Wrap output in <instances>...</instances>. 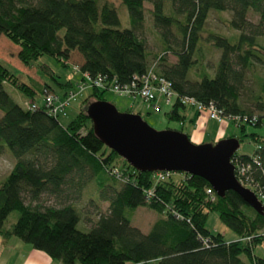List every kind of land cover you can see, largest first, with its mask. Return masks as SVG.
<instances>
[{
    "label": "trees",
    "instance_id": "1",
    "mask_svg": "<svg viewBox=\"0 0 264 264\" xmlns=\"http://www.w3.org/2000/svg\"><path fill=\"white\" fill-rule=\"evenodd\" d=\"M120 1L127 9L129 28L120 27L116 9L108 0H0V35L18 47L16 57L25 66L44 54L66 65L64 33L80 55L74 65L90 76L105 75L126 84L152 67L169 81L177 96L164 108V115L181 125L186 120L195 125L199 117L193 110L187 119L186 107L179 101L182 96L213 103L223 115L238 118L232 122L240 136L227 138H236L240 144L243 137H249L255 147L248 154L234 152L232 163L250 164L247 188L264 207V135L246 131L247 126L264 125V112L253 113L241 101L247 74L255 63L264 67V47L256 41L264 37V0ZM145 2L151 7L145 8ZM210 11L231 13L229 25L238 31L232 40L215 32L203 38ZM248 11L258 16L256 24L248 21ZM145 13L151 17L162 45L161 54L150 65V54L140 36ZM170 37L175 39V48ZM200 39L220 51L215 75L189 80V70L199 61L195 56ZM169 51L176 58L173 64L164 63L163 54ZM257 83L254 110L264 111V75ZM57 85L62 94L73 88L70 80ZM5 86L22 94L24 104L35 102L36 93L0 63V154L12 146L21 151L15 144L34 130L36 120L48 130L15 157L9 173L0 181L3 241L17 238L62 264H264V253L255 252L264 249V208L256 212L232 190L218 196L199 176L182 173L180 179H174L172 172H162L163 178H159V172L138 171L99 140L86 109L93 101H105V90L90 88L77 114L62 123L59 116L43 108L31 111L15 102ZM48 91L55 92L44 85L42 93ZM253 156L258 164L252 162ZM87 181H92L98 198L108 206L107 213L86 231L77 228L80 214L70 204L41 207L26 203H38L43 194L76 199ZM139 206L160 215L146 233L132 226L126 214ZM13 211L19 216L5 229ZM211 211L237 234V239L225 240L223 234L206 228Z\"/></svg>",
    "mask_w": 264,
    "mask_h": 264
},
{
    "label": "rangeland",
    "instance_id": "2",
    "mask_svg": "<svg viewBox=\"0 0 264 264\" xmlns=\"http://www.w3.org/2000/svg\"><path fill=\"white\" fill-rule=\"evenodd\" d=\"M103 1L105 0H98L99 3H102ZM108 1H110L116 9L120 27L129 28L130 24L128 20V12L125 5L120 0ZM144 7L149 8L151 5L148 2H145ZM246 17L248 21L253 24H256L258 21V16L251 11L247 12ZM230 18L231 13L228 11H210L204 25L203 38L208 32H215L232 40L238 34V31L232 29L229 25L228 21ZM144 24L143 32L140 36L145 41L146 49L150 54V65L155 61L154 59L159 54H161L162 45L158 31L152 25V19L148 13H145L144 15ZM62 37H64L65 40L64 53L66 54L67 58L66 65H63L62 61L56 59L55 56L44 54L41 55L32 65L25 66L16 57V51L18 50V47L8 40L4 35H0V63L7 67L12 73H14L19 81L29 85L36 91L34 95V101L37 104H42L43 102L42 87L44 85L50 86L53 91L58 94H62V90L58 87L57 82L70 80L72 86L75 87L76 82L79 80V74L74 70L73 66L74 64L78 63L80 55L78 54L72 39L64 33L62 34ZM169 41L170 45L175 48V39L170 37ZM256 41L261 47H264V37H257ZM198 48L199 50L196 52L195 58L199 59V61L194 63L193 67L189 70L187 76L189 80H200L203 74H207L209 77H213L215 75V69L220 54L219 49L215 48L204 39H200ZM163 57L164 63L166 64H173L176 61L175 56L170 51L163 54ZM158 65L156 66V70ZM200 72L202 73L200 74L201 76L199 75ZM263 75L264 67L258 63H255L252 71L246 76L247 80L244 91L242 92L241 101L243 102L244 106L251 107L253 113L264 112L254 110L253 103V96L256 95L258 91L257 80ZM5 90L15 102L25 106L23 103V101H25L24 96L16 89L10 86H5ZM90 92L91 89L84 90L82 94L66 110L65 115H60L58 117L59 121L66 123L72 119L79 111V103L81 100ZM102 97L106 102L113 104L119 112L135 114L139 112L143 120H145L152 128L156 130H164L167 128L176 129L182 133L188 134L189 139L196 144H214L221 139L227 138V136H240L239 128L232 121L219 124L215 121L207 120L203 125V137L194 138V125H191L187 120L182 125L178 122L168 120L164 115V108L162 110L153 111L143 104L139 99L134 100L129 97H118L113 94V92L108 90H105L102 93ZM184 111L187 113V119L193 113V110L187 107ZM1 114L2 113L0 111V116ZM47 130L48 129L46 127L36 120L34 122V130L23 134L21 139L15 144V146L21 151H17L13 146L4 149V151L0 154V181L3 180L4 177L9 173L12 165L15 162V157L21 152L23 153L30 144L41 137ZM246 131H254L260 135H264V125L257 128H250L247 126ZM254 147L255 144L249 137H243L236 152L240 154H248L253 151ZM181 174L182 172H172V177L174 179H180L182 177ZM71 197L66 199L63 197L58 198L57 196L50 194H43L41 195L38 203H30L28 200H26V203L30 204L31 206L38 205L41 207H59L62 204H70L74 206L80 214L81 221H79L77 224V228L82 231L88 230V228L96 223L101 215L107 213L108 203L101 201L98 198V192L96 191L92 181H87V183H85L78 198L74 199ZM126 214L130 219L131 225L137 227L142 233H146L152 223L160 216L157 212L143 206H139L134 209H128ZM18 216V211L11 212L4 223V228L9 229L11 225L17 220ZM205 226L212 233L223 234L225 240L231 241L237 239V234L228 229L220 221L218 214L214 211L209 212ZM11 240L13 243L11 245V249H8V252L14 254L13 260L16 258V264H19V262L27 259L29 254L28 250L32 248L17 238L12 237ZM263 250V247L257 248L255 252L258 255H263ZM28 259L32 260V258ZM0 264H4L3 257L0 258ZM52 264L62 263L58 260H53ZM74 264L79 263L75 262Z\"/></svg>",
    "mask_w": 264,
    "mask_h": 264
},
{
    "label": "water",
    "instance_id": "3",
    "mask_svg": "<svg viewBox=\"0 0 264 264\" xmlns=\"http://www.w3.org/2000/svg\"><path fill=\"white\" fill-rule=\"evenodd\" d=\"M86 112L99 140L136 170L199 176L218 196L232 190L256 212L263 211L256 194L235 177L231 158L239 147L236 138L196 144L181 131L156 130L139 114L119 112L106 101L91 102Z\"/></svg>",
    "mask_w": 264,
    "mask_h": 264
},
{
    "label": "built area",
    "instance_id": "4",
    "mask_svg": "<svg viewBox=\"0 0 264 264\" xmlns=\"http://www.w3.org/2000/svg\"><path fill=\"white\" fill-rule=\"evenodd\" d=\"M73 68L79 74V80L76 82L75 87L68 89L63 94L52 91L45 92L43 94L42 104L25 102V106L31 111L43 108L48 114L53 116L65 115L66 110L82 92L90 88L108 90L118 97H129L134 100H142L143 103L153 111L171 106L177 98L170 87L169 81L153 72L152 67L145 74L134 76L132 80L126 84H119L113 79H108L105 75L98 74L96 76H90L87 72L80 71L77 65H74ZM179 101L185 107L196 111L199 117H204L207 120H212L219 124L227 121H238V118L223 115L213 103L204 104L188 96L179 97ZM257 160V157H252V162L258 164ZM232 164L234 165V174L237 181L242 186L248 187L247 171L250 168V164L237 162ZM161 173L162 172H159L157 174L159 178H163ZM206 192L212 194L210 188H207Z\"/></svg>",
    "mask_w": 264,
    "mask_h": 264
},
{
    "label": "crops",
    "instance_id": "5",
    "mask_svg": "<svg viewBox=\"0 0 264 264\" xmlns=\"http://www.w3.org/2000/svg\"><path fill=\"white\" fill-rule=\"evenodd\" d=\"M139 101V100H138ZM207 121L204 117H198L197 121L195 122V130H194V138H202L204 135L203 132V125ZM217 134V133H216ZM12 237L8 240L3 241L1 235H0V258L3 257V263L4 264H16V258L13 260L12 253H9L8 249H11L12 245ZM28 256L27 259H25L22 262H19V264H52L53 260L49 258L44 252L35 250V249H29L28 250ZM32 258V260L28 259ZM30 260V261H26Z\"/></svg>",
    "mask_w": 264,
    "mask_h": 264
}]
</instances>
